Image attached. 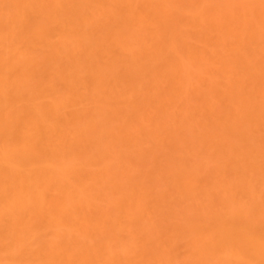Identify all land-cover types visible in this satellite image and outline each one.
Here are the masks:
<instances>
[{"label": "bare ground", "instance_id": "6f19581e", "mask_svg": "<svg viewBox=\"0 0 264 264\" xmlns=\"http://www.w3.org/2000/svg\"><path fill=\"white\" fill-rule=\"evenodd\" d=\"M0 264H264V0H0Z\"/></svg>", "mask_w": 264, "mask_h": 264}]
</instances>
